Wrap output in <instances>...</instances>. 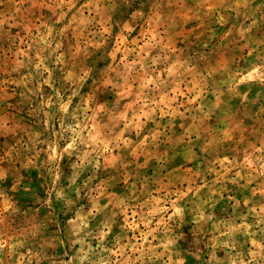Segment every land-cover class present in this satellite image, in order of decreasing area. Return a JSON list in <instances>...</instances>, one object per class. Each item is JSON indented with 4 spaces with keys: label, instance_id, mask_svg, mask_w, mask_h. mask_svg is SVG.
I'll return each instance as SVG.
<instances>
[{
    "label": "rangeland",
    "instance_id": "1",
    "mask_svg": "<svg viewBox=\"0 0 264 264\" xmlns=\"http://www.w3.org/2000/svg\"><path fill=\"white\" fill-rule=\"evenodd\" d=\"M0 264H264V0H0Z\"/></svg>",
    "mask_w": 264,
    "mask_h": 264
}]
</instances>
